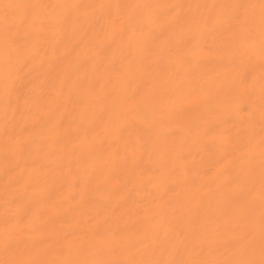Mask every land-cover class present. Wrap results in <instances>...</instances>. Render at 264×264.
Masks as SVG:
<instances>
[{
  "label": "bare ground",
  "instance_id": "obj_1",
  "mask_svg": "<svg viewBox=\"0 0 264 264\" xmlns=\"http://www.w3.org/2000/svg\"><path fill=\"white\" fill-rule=\"evenodd\" d=\"M0 264H264V0H0Z\"/></svg>",
  "mask_w": 264,
  "mask_h": 264
}]
</instances>
